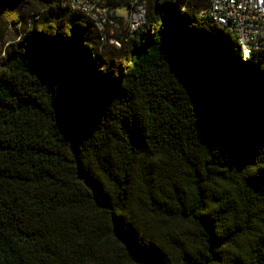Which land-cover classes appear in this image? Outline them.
I'll list each match as a JSON object with an SVG mask.
<instances>
[{
	"label": "trees",
	"instance_id": "16d2710c",
	"mask_svg": "<svg viewBox=\"0 0 264 264\" xmlns=\"http://www.w3.org/2000/svg\"><path fill=\"white\" fill-rule=\"evenodd\" d=\"M144 1L119 47L59 0L7 45L0 264H264V51L207 0Z\"/></svg>",
	"mask_w": 264,
	"mask_h": 264
},
{
	"label": "built area",
	"instance_id": "2783aa9c",
	"mask_svg": "<svg viewBox=\"0 0 264 264\" xmlns=\"http://www.w3.org/2000/svg\"><path fill=\"white\" fill-rule=\"evenodd\" d=\"M60 6L83 14L94 26L101 41L115 47L145 22L144 0H59ZM200 18L210 19L219 28L234 36L242 61L264 51V0H207L198 12Z\"/></svg>",
	"mask_w": 264,
	"mask_h": 264
},
{
	"label": "rangeland",
	"instance_id": "374dc122",
	"mask_svg": "<svg viewBox=\"0 0 264 264\" xmlns=\"http://www.w3.org/2000/svg\"><path fill=\"white\" fill-rule=\"evenodd\" d=\"M38 0H30L26 3V5L22 8L21 14L23 15L22 19L15 18V23L13 28L8 29L7 34L2 42H0V61L2 56L4 55V51L9 43H13L17 41L25 32V30L30 25L32 19H35L36 16L33 15V11L37 9ZM40 12H44L43 9L40 8ZM39 18V16H38Z\"/></svg>",
	"mask_w": 264,
	"mask_h": 264
}]
</instances>
